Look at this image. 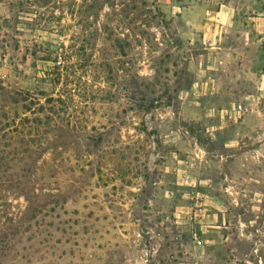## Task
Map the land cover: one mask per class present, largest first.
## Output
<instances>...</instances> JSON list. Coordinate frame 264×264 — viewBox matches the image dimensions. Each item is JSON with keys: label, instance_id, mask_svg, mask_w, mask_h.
Returning <instances> with one entry per match:
<instances>
[{"label": "rangeland", "instance_id": "obj_1", "mask_svg": "<svg viewBox=\"0 0 264 264\" xmlns=\"http://www.w3.org/2000/svg\"><path fill=\"white\" fill-rule=\"evenodd\" d=\"M83 1L0 0V109L50 93ZM117 1L88 3L100 67L0 186V264H264V0Z\"/></svg>", "mask_w": 264, "mask_h": 264}, {"label": "trees", "instance_id": "obj_2", "mask_svg": "<svg viewBox=\"0 0 264 264\" xmlns=\"http://www.w3.org/2000/svg\"><path fill=\"white\" fill-rule=\"evenodd\" d=\"M90 1L84 0L82 5L73 4V27L76 28L77 25V29L74 28L70 44L67 47L63 45L57 50V57L54 60L51 56L42 58L55 64L54 68L44 73V77L39 80V84L51 87L50 93L39 86L38 93L26 94L19 98L14 92L3 88L8 100L0 109V186H3L9 178H13V174L17 175L15 170L18 166L30 164L29 161L35 160L51 148V130L57 124L56 119L63 120L59 115L60 111L69 110L77 97L83 98L81 96L82 77L93 72L94 68L100 67L94 60L92 51L102 30L95 28L92 31L91 23L83 19L87 9L92 6L88 5ZM100 1L102 0H93L92 8H97ZM107 1L106 3H110L115 8L113 16L116 20V8L119 7L120 1ZM120 5L123 3L120 2ZM148 13L151 15L140 12L136 14L138 16L136 18L139 20V17H143L145 21L158 19L157 10L148 11ZM104 30L109 32L107 26H104ZM43 47L42 44L41 49ZM46 50H40V52L43 53ZM155 72L154 77L145 78L136 74L135 79L147 87L159 78V72L157 70ZM86 84L85 87H88L87 82ZM87 89L85 88L84 93ZM111 93L112 91H108V94ZM168 98L172 99L170 95ZM145 111H149V108ZM38 138L43 141L37 140Z\"/></svg>", "mask_w": 264, "mask_h": 264}]
</instances>
